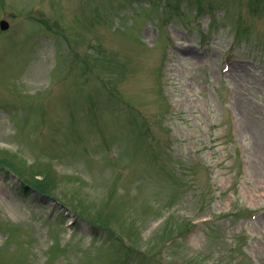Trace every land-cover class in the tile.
<instances>
[{
    "label": "rangeland",
    "instance_id": "rangeland-1",
    "mask_svg": "<svg viewBox=\"0 0 264 264\" xmlns=\"http://www.w3.org/2000/svg\"><path fill=\"white\" fill-rule=\"evenodd\" d=\"M0 264H264V0H0Z\"/></svg>",
    "mask_w": 264,
    "mask_h": 264
},
{
    "label": "water",
    "instance_id": "water-1",
    "mask_svg": "<svg viewBox=\"0 0 264 264\" xmlns=\"http://www.w3.org/2000/svg\"><path fill=\"white\" fill-rule=\"evenodd\" d=\"M0 26H1V28H3V29H5V28H7V22H5L4 20H2L1 22H0Z\"/></svg>",
    "mask_w": 264,
    "mask_h": 264
}]
</instances>
